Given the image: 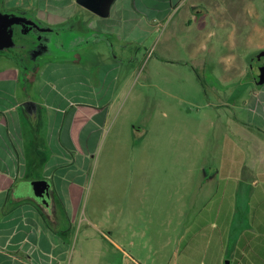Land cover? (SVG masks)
Listing matches in <instances>:
<instances>
[{"label":"rangeland","instance_id":"374dc122","mask_svg":"<svg viewBox=\"0 0 264 264\" xmlns=\"http://www.w3.org/2000/svg\"><path fill=\"white\" fill-rule=\"evenodd\" d=\"M23 1L4 0L5 9ZM153 21L137 20L130 39L88 46L100 53L102 75L116 66L105 83L113 95L97 101L110 102L100 123L77 115L64 165L50 160V181L62 185L54 189L66 250L59 264H224L239 258L238 240L258 250L246 256L264 242L259 178L230 209V180L214 170L236 153L228 135L250 158L259 148L240 119L251 116L242 96L258 88L250 69L264 57V0H183ZM46 74L34 83L53 79ZM91 102L83 113L99 107ZM38 185L47 204V182Z\"/></svg>","mask_w":264,"mask_h":264},{"label":"crops","instance_id":"0c3cea01","mask_svg":"<svg viewBox=\"0 0 264 264\" xmlns=\"http://www.w3.org/2000/svg\"><path fill=\"white\" fill-rule=\"evenodd\" d=\"M171 1L114 0L107 17L95 15L76 0H26L21 8L30 10L36 19L55 28L59 34L70 32L73 38L84 36L93 44L104 40L112 45L119 37L132 38L130 29L135 28L137 20L162 21L183 0ZM114 25L121 26L123 33L120 35L117 31L116 38L112 34ZM93 33L97 35L93 37ZM91 55L96 56L95 63H81ZM3 56L7 61H0V264H59V255L66 250L55 232L54 189L62 185L50 181L51 178L54 180L56 165L50 160L58 157L59 164L66 162V151L74 149L73 125L79 113L92 124L103 120L110 102L108 99L102 103L97 101L109 92V83L108 88L105 83L115 65L109 63L102 75L100 53L95 48L47 59L42 68L39 66L35 72L28 73L9 55ZM40 70L42 75L46 71L47 77L54 76L53 79L35 84ZM109 93L113 95V89ZM247 94L242 96V101L251 116L240 119V125H243L244 139L252 140L259 148L255 147L253 158H250L251 154L245 153L235 143V138L228 135L227 140L236 145V153L226 157L221 168L214 169L217 173L221 170L222 179L230 180L224 185L229 195L226 204L230 209L237 202L239 190L246 197L258 178L259 202L264 200V134L248 133L244 129L247 124L264 131V89L258 86ZM73 96L77 98V106L72 105ZM93 99L99 107L91 113H83L82 105ZM26 101L36 104L34 117L25 110ZM245 165L248 168L243 175ZM41 180L47 182V186H43L49 199L47 204L42 202V193L38 192L42 189L38 185ZM259 227L264 230V220H259ZM262 243L259 254L246 256L241 253H254L256 247L249 249L238 240L235 252L239 253V258L228 261L229 264H264Z\"/></svg>","mask_w":264,"mask_h":264},{"label":"flooded vegetation","instance_id":"af4514ba","mask_svg":"<svg viewBox=\"0 0 264 264\" xmlns=\"http://www.w3.org/2000/svg\"><path fill=\"white\" fill-rule=\"evenodd\" d=\"M5 7L7 6L4 0H0V9L6 10ZM12 7L14 8H8L7 11L22 14L27 17L31 16L39 26H47L36 19L30 10L20 8L24 6L16 5ZM60 34L41 32L33 25L27 23L14 25L12 28L14 46L4 53L14 59L28 73L30 71L35 72L41 60V62H44L47 59L59 55H69L71 53L75 54L77 51H86L91 49L88 46L93 44L92 41L89 42L88 38L84 36L73 38L70 32ZM96 35L97 33H93L92 36L95 37ZM25 61L30 63V66L25 65Z\"/></svg>","mask_w":264,"mask_h":264},{"label":"water","instance_id":"95a60500","mask_svg":"<svg viewBox=\"0 0 264 264\" xmlns=\"http://www.w3.org/2000/svg\"><path fill=\"white\" fill-rule=\"evenodd\" d=\"M76 2L99 17H107L114 0H76ZM22 23L33 25L41 32L55 33L56 35L59 34V31L53 27L39 26L31 16L27 17L22 14H16L14 12L0 9L1 52H6L9 48L14 46V42L12 40V28L14 25ZM250 75L256 86L264 85V57H262L258 63L251 67ZM24 107L29 115L32 117L35 116L37 106L34 102L26 101L24 103ZM44 193L48 198L47 192L45 191ZM47 200L49 201V199ZM224 264H229V262L226 260Z\"/></svg>","mask_w":264,"mask_h":264},{"label":"trees","instance_id":"16d2710c","mask_svg":"<svg viewBox=\"0 0 264 264\" xmlns=\"http://www.w3.org/2000/svg\"><path fill=\"white\" fill-rule=\"evenodd\" d=\"M249 78H250V77H249ZM255 130L258 132V134H259V133L264 134V131H262L261 129H259V128H257V127L255 128ZM247 168H248V166L245 165L244 168H243V175L246 173Z\"/></svg>","mask_w":264,"mask_h":264}]
</instances>
